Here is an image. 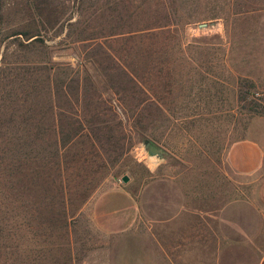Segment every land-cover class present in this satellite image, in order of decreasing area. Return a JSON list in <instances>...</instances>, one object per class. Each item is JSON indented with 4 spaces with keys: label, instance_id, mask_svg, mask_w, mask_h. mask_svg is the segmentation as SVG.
<instances>
[{
    "label": "rangeland",
    "instance_id": "obj_1",
    "mask_svg": "<svg viewBox=\"0 0 264 264\" xmlns=\"http://www.w3.org/2000/svg\"><path fill=\"white\" fill-rule=\"evenodd\" d=\"M259 115L264 0H0V264H256Z\"/></svg>",
    "mask_w": 264,
    "mask_h": 264
},
{
    "label": "crops",
    "instance_id": "obj_2",
    "mask_svg": "<svg viewBox=\"0 0 264 264\" xmlns=\"http://www.w3.org/2000/svg\"><path fill=\"white\" fill-rule=\"evenodd\" d=\"M226 163L234 175L248 176L259 172L264 164V115L252 117L245 136L231 143L227 150ZM170 221V218L159 220L161 225L165 224L164 226H169ZM161 251L158 258L166 259L164 251ZM256 264H264V252L259 255Z\"/></svg>",
    "mask_w": 264,
    "mask_h": 264
},
{
    "label": "water",
    "instance_id": "obj_3",
    "mask_svg": "<svg viewBox=\"0 0 264 264\" xmlns=\"http://www.w3.org/2000/svg\"><path fill=\"white\" fill-rule=\"evenodd\" d=\"M122 180L126 182L128 180V177L127 176H123Z\"/></svg>",
    "mask_w": 264,
    "mask_h": 264
}]
</instances>
